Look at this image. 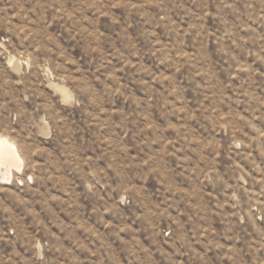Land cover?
Returning <instances> with one entry per match:
<instances>
[{"label": "rangeland", "instance_id": "374dc122", "mask_svg": "<svg viewBox=\"0 0 264 264\" xmlns=\"http://www.w3.org/2000/svg\"><path fill=\"white\" fill-rule=\"evenodd\" d=\"M0 138V264H264V0H0Z\"/></svg>", "mask_w": 264, "mask_h": 264}, {"label": "bare ground", "instance_id": "6f19581e", "mask_svg": "<svg viewBox=\"0 0 264 264\" xmlns=\"http://www.w3.org/2000/svg\"><path fill=\"white\" fill-rule=\"evenodd\" d=\"M20 160V156L13 145L6 138H0V170H5L10 178L13 174L12 165L21 170Z\"/></svg>", "mask_w": 264, "mask_h": 264}]
</instances>
